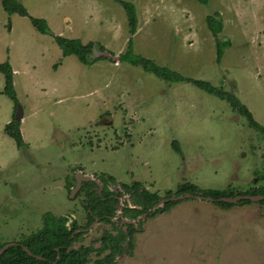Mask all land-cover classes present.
Returning a JSON list of instances; mask_svg holds the SVG:
<instances>
[{
  "label": "rangeland",
  "instance_id": "obj_1",
  "mask_svg": "<svg viewBox=\"0 0 264 264\" xmlns=\"http://www.w3.org/2000/svg\"><path fill=\"white\" fill-rule=\"evenodd\" d=\"M16 1L45 20L52 37L27 18L8 16L0 0V64L11 65L25 144L18 150L5 134L17 108L2 93L0 74V247L39 233L44 218L56 227L72 214L68 225L77 221L87 231L70 250L91 249L88 264L112 254L109 243L99 253L103 236L126 235V225L135 230L132 248L126 240L110 264H264L261 202L223 208L197 195L177 196L187 185L223 198L264 187V135L228 103L118 62L131 40L133 55L234 96L264 128V0H122L136 11L133 36L114 0ZM207 17L222 23L217 38ZM54 37L92 43L90 60L107 59L85 66L63 58ZM216 41L227 45L219 64ZM79 176L86 190L101 183L119 195L140 184L162 200L171 192L180 203L135 220L115 213L110 224L97 219L86 227L95 194L70 198ZM123 195L120 202L132 206Z\"/></svg>",
  "mask_w": 264,
  "mask_h": 264
},
{
  "label": "trees",
  "instance_id": "obj_2",
  "mask_svg": "<svg viewBox=\"0 0 264 264\" xmlns=\"http://www.w3.org/2000/svg\"><path fill=\"white\" fill-rule=\"evenodd\" d=\"M115 3L119 4L125 11L127 15V22L129 26V33L133 36L136 33L137 29V18H136V11L132 4L123 2L122 0H114ZM202 4H207L208 0H200ZM1 7L4 12L8 16L17 15L22 18L29 19L31 26L41 35L52 37V34L47 26L45 20L34 19L29 16L26 9L23 7L21 3L16 0H1ZM206 24L209 32L214 38H217L219 33L222 31L223 26L221 22H217L212 17L206 18ZM54 43L62 52V57H75L77 58L78 62L82 65H92L96 61L104 60L107 58L101 57L95 60H90V55L92 52V48H94V44L89 43L87 45H82L79 40H67L61 37H54ZM228 44V42H227ZM101 52H104L102 48L98 46ZM227 48V45L224 43H220L216 41V50H217V63L219 64L221 57L223 55V51ZM133 45L131 40H128L125 53L118 57V62H125L133 67H141L142 70L147 74H152L156 78L172 83V84H190L193 87L201 90L202 92L216 97L220 101H224L228 103L232 110L238 114L240 117L244 118L247 121V125L250 129L255 130L256 132H260L264 135V128L258 125L252 118L251 113L247 110L245 106H243L234 96L225 93L222 90H218L212 87L210 84L203 82V81H195L190 78L183 77L175 72H172L166 68H162L157 66L154 62L150 60H146L143 57L135 56L132 53ZM0 74L3 77V94L10 99L17 108L18 103H16V97L14 93V81H13V73L11 69V65L6 62L0 64ZM19 122L13 119L11 123H9L5 127V134L13 140L15 147L18 150H23L25 144L22 140V136L19 129ZM172 148L177 154H180L179 145L175 142L172 143ZM261 181V180H260ZM105 184V183H104ZM83 185L81 192H86L90 189H84ZM106 186V185H105ZM123 193L127 194L130 198V203H132L133 208H129L127 205H124L121 209L122 217L128 218L130 220L138 219L144 212L150 211L153 207L157 205L158 202L162 201V198L157 196L156 194L149 193L145 189L141 188L140 184H135L131 187L122 188ZM102 193V196L99 197L98 194L94 193V199L90 200V204L87 206V226L89 227L95 219H98L100 223L110 224L112 219L115 217L116 207L115 205L118 204V199L122 195H112L107 191ZM85 194V193H84ZM93 194V192H92ZM92 194H88L86 197L90 199ZM189 194L192 196H200L203 198H210L213 202L217 203L219 206L223 208L232 207L233 205H228L224 203L218 202V200L222 199L224 196L220 195L218 192L213 191H200L195 186H185L180 192L177 194L179 195ZM171 192H168L165 196L166 199L169 200L167 203L163 205L160 210H155L153 214L159 213L161 211L167 212L173 206L180 203L177 201H170ZM251 196H264V187L260 188H253ZM226 197V196H225ZM79 198V197H78ZM234 198V197H233ZM251 204L249 201H242L236 205H247ZM260 204L264 205V201ZM115 207V208H114ZM138 207V208H136ZM140 208V209H139ZM68 216L60 217L58 220V224L56 227H53L50 221H46L44 218L43 226L45 224V228L43 227L39 233L33 234L32 237H29L25 240H18L15 243L14 247L6 251L0 258V264H88L87 255L92 252L91 249H77V250H69L72 248L73 244L83 235L82 232H78L81 229L79 226L73 222L69 227L66 226L68 221ZM70 218V217H69ZM55 219V218H54ZM126 235L118 234L117 237H110L106 233L103 236L102 243V250L99 253H103L107 249H109L108 245H112L114 248L110 251L112 254L105 257L103 261L95 262L94 264H110L115 258L116 254H120L121 246L125 243V241L129 240L128 246L132 248L131 238L132 235L135 233V230L130 225H126ZM24 239V238H23ZM111 239H115V244H112L110 241ZM109 243V244H108ZM7 245V244H6ZM5 246V245H4ZM1 246L0 250L4 247ZM24 249H27L30 255L25 252ZM104 250V251H103ZM103 251V252H102ZM118 252V253H117ZM114 258V259H113Z\"/></svg>",
  "mask_w": 264,
  "mask_h": 264
},
{
  "label": "water",
  "instance_id": "obj_3",
  "mask_svg": "<svg viewBox=\"0 0 264 264\" xmlns=\"http://www.w3.org/2000/svg\"><path fill=\"white\" fill-rule=\"evenodd\" d=\"M22 119V111H21V108L20 107H17V111H16V116H15V120L17 121H20ZM78 179V177H77ZM84 179H88L87 181L89 182L91 179H89L88 177H85ZM86 181V182H87ZM81 188V182L79 180V183H78V187L76 186L74 188V190L71 192V195H70V198H74L75 194L80 190ZM184 197H182L183 199L184 198H191L189 194H185L183 195ZM181 198V197H180ZM180 198H175V199H170V201H178L180 200ZM200 199H204V200H208L210 202H213L212 199L210 198H203L201 197ZM169 200H162L159 202L158 205H156L155 207H159L160 205H164L165 203H167ZM242 201H249L251 203H258V202H262L264 201V196H246V197H241V196H238V197H235V198H222L220 200H218V202L220 203H224V204H228V205H236L238 204L239 202H242ZM94 224V223H93ZM91 224V225H93ZM87 230H80V232H86ZM79 232V231H78ZM15 244H8L7 246L3 247L1 250H0V258L1 256L10 248L14 247ZM71 249V248H70ZM69 249V250H70ZM25 252H27L28 255H30V253L28 252L27 249H24Z\"/></svg>",
  "mask_w": 264,
  "mask_h": 264
},
{
  "label": "flooded vegetation",
  "instance_id": "obj_4",
  "mask_svg": "<svg viewBox=\"0 0 264 264\" xmlns=\"http://www.w3.org/2000/svg\"><path fill=\"white\" fill-rule=\"evenodd\" d=\"M79 180H81L82 179V176H79V178H78ZM83 182H85V181H83ZM82 181H81V188H80V190L82 189V186H83V183ZM75 183V180H74V182H73V184ZM87 183H89V182H87ZM100 183V182H99ZM98 183V184H99ZM99 185H101V188H91V191L93 192V193H96V194H98V196L99 197H101L102 196V193L104 192V190H105V185H103V184H99ZM74 186H75V184H74ZM79 190V191H80ZM109 190H110V188H109ZM71 216H69L70 217V219H73V218H71L72 217V214H70ZM69 217H67L68 219H69ZM95 220H97V219H95ZM94 220V221H95ZM93 223H95V222H93ZM92 223V224H93ZM66 226L67 227H69V225H68V221H67V224H66ZM82 230V229H81ZM79 232H80V230H79ZM84 234V233H83Z\"/></svg>",
  "mask_w": 264,
  "mask_h": 264
},
{
  "label": "built area",
  "instance_id": "obj_5",
  "mask_svg": "<svg viewBox=\"0 0 264 264\" xmlns=\"http://www.w3.org/2000/svg\"><path fill=\"white\" fill-rule=\"evenodd\" d=\"M117 193H118V194H122L123 197H126V196L123 195V191H121V190H119V192H117ZM122 200H123L122 198H119V199H118V202H119V206H120V208L116 210V215H117V217H118L117 219H121V217H122L121 209H122V207L124 206V204H123L122 202H120V201H122ZM128 207H129V208H133V207L130 206V205H128Z\"/></svg>",
  "mask_w": 264,
  "mask_h": 264
},
{
  "label": "crops",
  "instance_id": "obj_6",
  "mask_svg": "<svg viewBox=\"0 0 264 264\" xmlns=\"http://www.w3.org/2000/svg\"><path fill=\"white\" fill-rule=\"evenodd\" d=\"M91 177H92V176H91ZM149 193H150V192H149ZM76 194H77V193H76ZM152 194H155V193H152ZM156 195H157V194H156ZM160 198H161V197H160ZM147 226H148V225H147ZM147 226H146V227H147ZM148 227H149V226H148Z\"/></svg>",
  "mask_w": 264,
  "mask_h": 264
},
{
  "label": "clouds",
  "instance_id": "obj_7",
  "mask_svg": "<svg viewBox=\"0 0 264 264\" xmlns=\"http://www.w3.org/2000/svg\"><path fill=\"white\" fill-rule=\"evenodd\" d=\"M78 193V192H77ZM72 200H74V199H72Z\"/></svg>",
  "mask_w": 264,
  "mask_h": 264
}]
</instances>
